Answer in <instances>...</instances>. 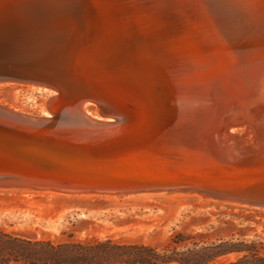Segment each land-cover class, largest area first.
Returning a JSON list of instances; mask_svg holds the SVG:
<instances>
[{
	"label": "bare ground",
	"instance_id": "1",
	"mask_svg": "<svg viewBox=\"0 0 264 264\" xmlns=\"http://www.w3.org/2000/svg\"><path fill=\"white\" fill-rule=\"evenodd\" d=\"M103 1L107 6L110 5V13L103 12ZM231 2L232 0H0V41L5 39L2 32L11 27L15 28L10 31L16 34L14 36L30 37L27 40L30 44L24 49L27 53L24 54L22 50L20 54L21 65L33 62L38 66L47 65L46 68L48 64L74 57L91 39L94 40L93 44L104 41L103 44H107L118 62L123 61L122 59L129 61L130 66L123 68L131 75L117 81L113 75L110 80L105 75L104 79L109 83L104 87L110 90L117 87L123 93H128L123 96L136 105L140 104L142 111L151 109L150 119L157 122L156 126L176 125L191 131V135L198 138V143L201 142L199 151L177 149L178 152L175 151L173 157L176 159L175 164L179 166L176 169L182 167V171L199 177L213 175L216 181L213 188L209 185L190 187L178 184L174 187L128 192L31 186H14V189L115 195L180 189L197 191L235 203L254 204L256 201L239 200L232 194L218 192L219 187L241 182L246 177L242 176L237 180L231 174L232 171L226 173L221 167L219 169V161L209 159L205 152L216 146L221 159L226 157L237 162L253 155L260 163H264V56L254 57L252 54L264 42L261 33L257 32L264 31V16L256 17L251 14L248 18H241L234 13ZM254 2L264 12V0ZM117 40L129 47L127 55ZM40 47L45 51L55 50L46 56H39L37 52ZM99 50L103 52L102 45ZM4 82L27 83L45 88L32 80ZM4 82L0 81V84ZM71 99V96L56 94L47 101V108L51 114H59L62 121L80 122L82 113L89 114L86 106L87 102H91L98 107L97 118L100 122L110 123L115 120L117 105L92 98H84L80 102ZM0 110V115L7 118L14 115L24 117L25 120L48 115L11 109L1 104ZM241 128L248 134L252 133L254 139L249 141L252 136L247 138L235 133ZM5 129L0 125V131L6 132ZM191 143L193 142L190 141V145ZM136 150L142 151L140 148ZM186 151L193 152L194 158L185 161L184 157L188 155ZM138 154L134 153V160H138ZM177 156L180 157L177 159ZM123 165L124 171L135 167L130 162ZM142 165L143 163L137 173L148 166ZM166 167L167 165L160 169L165 170ZM1 187L6 186L0 185ZM255 205H264V201Z\"/></svg>",
	"mask_w": 264,
	"mask_h": 264
},
{
	"label": "water",
	"instance_id": "2",
	"mask_svg": "<svg viewBox=\"0 0 264 264\" xmlns=\"http://www.w3.org/2000/svg\"><path fill=\"white\" fill-rule=\"evenodd\" d=\"M101 5L104 6V13L111 12L110 5L107 6L105 1ZM231 6L241 18H248L251 14L264 16L254 0H232ZM12 29L15 28L2 32L5 39L1 38L0 41V81L38 82L50 90L48 100L59 94L62 97L71 96V100L78 102L92 98L118 107L115 120L110 123L100 122V119L85 112L80 122L62 121L59 114L53 112L51 116L26 120L14 115L9 118L0 115V125L6 128V132L0 131V185L126 192L174 187L178 184L190 187L209 185L213 188L216 182L213 175L199 177L182 171V167L176 169L179 166L173 157L177 149L188 148L194 152L201 145L198 138L191 135V131L176 125L156 126L157 122L150 119L151 109L142 111L140 104L136 105L123 96L128 93H123L117 87L111 90L104 87L109 83L104 79L106 76L110 80L113 75L117 81L128 75L129 71L123 67L130 66L126 59L118 62L107 44H103L104 41L93 44L94 40L91 39L74 57L48 64L46 68L47 65L38 66L33 62L21 65L20 54L30 44L27 42L30 37H16L14 32L10 33ZM257 32L261 33L264 40V31ZM117 41L127 55L129 47ZM101 45L103 52L99 50ZM54 50L46 52L40 47L37 55L46 56L50 52L54 53ZM252 54L254 57L264 56V42ZM190 141L193 142L191 145ZM139 148L141 152L136 150ZM136 151L139 153L138 160H134ZM193 152L186 151L188 155L185 154V161L194 158ZM205 152L209 159L219 161V169L221 167L226 173L232 171L231 174L237 180L246 177L241 182L219 187L218 192L232 194L239 200L256 201L254 204L264 201V163H260L253 155L237 162L224 156L221 159L216 146ZM129 162L135 167L129 171L122 170L123 164ZM141 163L148 166L137 173ZM165 165L169 169H160Z\"/></svg>",
	"mask_w": 264,
	"mask_h": 264
},
{
	"label": "rangeland",
	"instance_id": "3",
	"mask_svg": "<svg viewBox=\"0 0 264 264\" xmlns=\"http://www.w3.org/2000/svg\"><path fill=\"white\" fill-rule=\"evenodd\" d=\"M49 95V90L33 84H0V104L11 109L51 116L46 107ZM86 107L91 116H99L96 104L87 102ZM235 133L252 136L249 141L254 139L242 128ZM151 192L64 194L1 187L0 228L26 237L55 240L69 234L80 240L112 237L160 250L177 231L203 233L208 241L264 244V205L216 199L193 190ZM261 251L264 253V245ZM236 257L230 254L219 262Z\"/></svg>",
	"mask_w": 264,
	"mask_h": 264
},
{
	"label": "trees",
	"instance_id": "4",
	"mask_svg": "<svg viewBox=\"0 0 264 264\" xmlns=\"http://www.w3.org/2000/svg\"><path fill=\"white\" fill-rule=\"evenodd\" d=\"M264 244L246 240H205L203 233L177 231L161 250L112 237L84 240L31 238L0 228V264H264ZM237 254L233 260L222 257Z\"/></svg>",
	"mask_w": 264,
	"mask_h": 264
}]
</instances>
